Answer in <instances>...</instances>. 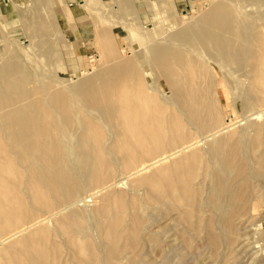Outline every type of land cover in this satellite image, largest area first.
<instances>
[{"label":"rangeland","instance_id":"obj_1","mask_svg":"<svg viewBox=\"0 0 264 264\" xmlns=\"http://www.w3.org/2000/svg\"><path fill=\"white\" fill-rule=\"evenodd\" d=\"M16 5L0 264H264V0Z\"/></svg>","mask_w":264,"mask_h":264},{"label":"bare ground","instance_id":"obj_2","mask_svg":"<svg viewBox=\"0 0 264 264\" xmlns=\"http://www.w3.org/2000/svg\"><path fill=\"white\" fill-rule=\"evenodd\" d=\"M16 77V76H15ZM16 79V78H15ZM66 84V83H65ZM64 84V85H65ZM76 85L77 84H71L70 86L71 87H76ZM11 104V103H10ZM15 105V104H14ZM13 106V105H12ZM10 112H12V111H10ZM263 112V111H262ZM255 114L257 115V116H259L260 115V112H258V111H256L255 112ZM228 126V125H227ZM227 126H224V127H220V128H218V129H216V130H214V131H212V132H210V133H208V134H206V135H204L201 139H203V140H207V139H211L212 137L214 138V136H216L218 133L219 134H221V133H223L222 131L224 130V129H226L225 127H227ZM229 127V126H228ZM73 129V128H72ZM228 129V128H227ZM221 132V133H220ZM62 133V132H61ZM72 133H73V135H72ZM71 133V131H70V128L69 127H65L64 128V130H63V133H62V136H61V138L64 140V141H66V139H67V141H68V139H70V140H72L73 138H75L76 136L75 135H77V131L76 130H74L73 132ZM56 137V136H55ZM90 137V136H89ZM78 138V137H77ZM80 138V137H79ZM58 139H60V137L58 138ZM201 139L199 140V141H201ZM230 140V139H229ZM101 141V140H100ZM198 141V142H199ZM241 142V141H240ZM53 143H56L55 144V146L56 147H58L59 146V142L58 141H56V139H55V142H53ZM65 144H66V142H64ZM60 146H61V144H60ZM64 146V145H63ZM65 147V146H64ZM61 150V149H60ZM66 150V149H65ZM223 151V150H222ZM234 151V150H233ZM232 151V152H233ZM239 151V150H238ZM64 152V151H63ZM231 152V153H232ZM230 153V154H231ZM222 154V153H221ZM233 156V155H232ZM231 156V157H232ZM237 156V155H236ZM167 157H168V155H165V156H162V157H160V158H158V159H155V160H153L152 162H149L148 164H146V165H144L142 168H140V170L139 171H136L137 173L136 174H138V172L140 173V171L142 172L143 170L144 171H146V169L148 170L149 168H151L152 166L154 167V165H156V164H158L159 162L160 163H162L164 160H166L167 159ZM258 157V156H257ZM231 159H233V158H231ZM230 160V159H229ZM232 161V160H231ZM255 166V165H254ZM253 166V167H254ZM164 173V172H163ZM135 174V175H136ZM169 174V173H168ZM160 177V176H159ZM121 180H116L117 182H114L115 184L117 183V186L118 185H121L122 183H124V181H123V178H120ZM156 180V179H155ZM180 181V180H179ZM168 182V181H167ZM162 183H164V181L162 182ZM180 183V182H179ZM160 184V183H159ZM175 184V183H174ZM157 185V184H156ZM162 186V185H161ZM106 187V186H105ZM105 187H103V188H101L100 190H98V191H101L102 189H104ZM167 187V186H166ZM169 187V186H168ZM165 188V187H164ZM167 189H169V188H167ZM171 189V188H170ZM174 191V190H173ZM172 192V191H171ZM181 192V191H180ZM95 193H96V191H95ZM168 193V192H167ZM91 194V193H90ZM93 196V195H92ZM86 198V197H85ZM89 198V197H88ZM82 199H84V198H82ZM82 201V200H81ZM86 201V200H85ZM87 201H88V199H87ZM72 204H73V201H72ZM67 206V205H66ZM66 206H64V207H62V208H59V209H57V210H55L54 212L52 211V213H49L47 216H46V218H52L53 217V215H55V214H57L58 212H60L63 208L65 209V207ZM69 206V205H68ZM70 207V206H69ZM58 215V214H57ZM45 218V219H46ZM43 219V218H42ZM41 219V220H42ZM53 219V218H52ZM39 220L40 219H38V220H36V222H32L31 224H27V225H25V226H23V227H21V228H18L17 230H15V231H13V232H11V233H8V234H6V235H4V236H2V237H0V245L1 244H4L5 242H7V241H10V239L12 240L13 238H14V240H15V237L16 236H18V235H20L21 233H23V232H25L26 230H28V229H30L31 227H33L34 226V224L36 225V223H37V225L40 223L39 222ZM51 220V219H50ZM38 221V222H37ZM45 221H47V220H45ZM41 222H44L43 220L41 221ZM45 223V222H44ZM27 232V231H26Z\"/></svg>","mask_w":264,"mask_h":264},{"label":"crops","instance_id":"obj_3","mask_svg":"<svg viewBox=\"0 0 264 264\" xmlns=\"http://www.w3.org/2000/svg\"><path fill=\"white\" fill-rule=\"evenodd\" d=\"M58 1V0H51ZM65 4L73 5L75 2L79 0H61ZM17 12V13H16ZM19 9L16 5V0H0V43L2 39H4L9 33H11V26L13 24L14 19L19 16ZM77 32L81 37L84 36L85 30L81 28V24L76 27V30H71L70 33Z\"/></svg>","mask_w":264,"mask_h":264}]
</instances>
